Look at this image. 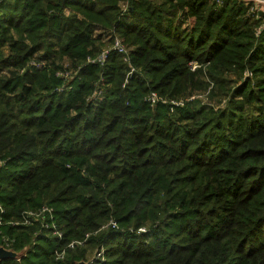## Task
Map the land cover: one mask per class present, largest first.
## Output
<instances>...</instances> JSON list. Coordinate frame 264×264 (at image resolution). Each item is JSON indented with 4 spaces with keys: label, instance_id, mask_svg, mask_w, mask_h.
I'll return each instance as SVG.
<instances>
[{
    "label": "trees",
    "instance_id": "1",
    "mask_svg": "<svg viewBox=\"0 0 264 264\" xmlns=\"http://www.w3.org/2000/svg\"><path fill=\"white\" fill-rule=\"evenodd\" d=\"M121 2L0 1V219L64 235L2 224L0 264H264V35L238 0ZM114 31L132 74L94 61ZM207 77L223 107L190 99Z\"/></svg>",
    "mask_w": 264,
    "mask_h": 264
},
{
    "label": "built area",
    "instance_id": "2",
    "mask_svg": "<svg viewBox=\"0 0 264 264\" xmlns=\"http://www.w3.org/2000/svg\"><path fill=\"white\" fill-rule=\"evenodd\" d=\"M238 1L244 3L247 6V14L254 21H256V24L254 27L255 35L257 37L264 35V0H238ZM217 2L222 3L223 0H217ZM129 9H130V0L128 2L122 4V12L126 13L129 11ZM110 37L113 38V42L111 44V47L105 49L99 55V57L94 61H98L103 65L104 62L106 61L108 55H109V52L111 50H115L116 52H118L122 56L123 62L128 66L129 74H132L136 70H135V67L133 66V63H132L130 49L125 44L124 40L115 31L110 33ZM189 65H190V68L194 71L200 66L196 61H191L189 63ZM68 75H69V73L66 72L65 76H68ZM147 99L149 100V102L153 106L156 105L159 101H163V102L169 101L167 98L160 96L158 94V92H156V91H151L148 94ZM173 102L175 104H178V105L183 103V101H173ZM3 164H4V161L0 160V168ZM0 210H1V212H4V209L1 206H0ZM52 212H53V208L48 206V205H44V206H41V207L35 208V209H27L22 213V216L19 219H13V220H9V221L4 222L2 220V217H1L0 225H2V224L31 225L33 223L38 222V223H40L41 227H43L45 229H50L51 232L53 233V235L58 236L59 238H63V236H64L63 232L58 228L55 221H53V222L49 221L50 218H48V217H51ZM111 223L113 224V226H116L115 222H111ZM0 235L2 236V240L4 242V245H2V246H4L8 250H12L10 248V246L15 241V239L4 234L1 229H0ZM88 237L89 236H87L84 239H76V240L70 241L60 251L56 252L57 258H64V256L66 255L67 248L72 249V248H75L77 245L85 244ZM98 254H99V256H101L102 259H104L103 248L98 249Z\"/></svg>",
    "mask_w": 264,
    "mask_h": 264
},
{
    "label": "rangeland",
    "instance_id": "3",
    "mask_svg": "<svg viewBox=\"0 0 264 264\" xmlns=\"http://www.w3.org/2000/svg\"><path fill=\"white\" fill-rule=\"evenodd\" d=\"M1 1V0H0ZM129 0H122V2H121V9H122V4H124V3H126V2H128ZM100 32H102L101 30H98L97 31V33H100ZM103 37H104V40L105 41H109V40H111V43H109V42H107V43H109V44H106L107 46L105 47V49H107V48H110L111 47V44H112V42H113V38L112 37H110V33L108 32V33H104V35H103ZM122 38V37H121ZM123 39V38H122ZM126 44V43H125ZM127 45V44H126ZM128 46V48L130 49V52L132 51V46H129V45H127ZM104 49V50H105ZM103 50V51H104ZM133 63V62H132ZM66 66H67V63H66ZM133 66L135 67V70H137V68H136V66L133 64ZM61 72H63V71H61ZM204 74H205V76H207L208 75V71L207 72H204ZM252 75V73H251V71L250 70H248L246 73H245V75ZM246 75V76H247ZM227 76V78L228 79H230V80H232V81H235V80H237L239 77H238V74L237 73H232V74H227L226 75ZM207 79L210 81V86H209V88L205 91V92H202V93H200V92H195L192 96H190V99H193V98H196V99H200L204 104H210V105H214V106H221V107H223L225 104H227V100H228V97L225 95V93H222V91H219V94H220V96H217V97H212L211 96V94H210V91L213 89V88H215L216 87V85H215V82L214 81H212L211 79H209L208 77H207ZM232 83V82H231ZM217 88V87H216ZM110 223H107L106 224V227L109 225ZM90 255L92 256L91 258H90V261H93V260H95V258H101V256H99V254H98V248H94V249H92V251L90 252ZM17 256H19V254L17 253ZM85 263H89V262H85Z\"/></svg>",
    "mask_w": 264,
    "mask_h": 264
},
{
    "label": "water",
    "instance_id": "4",
    "mask_svg": "<svg viewBox=\"0 0 264 264\" xmlns=\"http://www.w3.org/2000/svg\"><path fill=\"white\" fill-rule=\"evenodd\" d=\"M16 257L18 256L15 251L8 250L4 246L0 245V262L5 259L16 258ZM78 264H89V263H85L84 261H81Z\"/></svg>",
    "mask_w": 264,
    "mask_h": 264
}]
</instances>
